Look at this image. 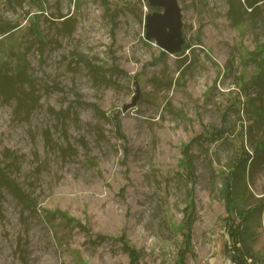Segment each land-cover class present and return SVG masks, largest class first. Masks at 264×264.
<instances>
[{
	"label": "rangeland",
	"instance_id": "obj_1",
	"mask_svg": "<svg viewBox=\"0 0 264 264\" xmlns=\"http://www.w3.org/2000/svg\"><path fill=\"white\" fill-rule=\"evenodd\" d=\"M179 3L169 53L147 35L164 10L149 0H0V35L19 25L0 36V75L25 72L0 94V175L32 201L0 179V264H131L123 234L138 264L183 249V264H237L227 187L246 162L247 260L264 264V4L235 25L229 0Z\"/></svg>",
	"mask_w": 264,
	"mask_h": 264
},
{
	"label": "trees",
	"instance_id": "obj_2",
	"mask_svg": "<svg viewBox=\"0 0 264 264\" xmlns=\"http://www.w3.org/2000/svg\"><path fill=\"white\" fill-rule=\"evenodd\" d=\"M230 3V18L232 20V23L235 25H238L242 23L245 19V17L242 15L243 8H252V10L255 9L257 11L260 8V4H264V0H229ZM246 11V10H245ZM65 15H61L60 17H64ZM19 25H7L1 30V38H3V35H9L12 32L18 28ZM25 72L23 71V67H20L14 71V74H10L8 76L6 75H0V94L5 95L6 92L12 90V88H18V85L25 79ZM257 77L264 79V70L256 75ZM6 79H5V78ZM256 77V78H257ZM11 87V88H10ZM119 131H120V123L119 120L116 122ZM122 136H124L121 133ZM264 152V141H262L261 148L258 153ZM254 158V157H253ZM246 169H248L247 162L242 165L238 166L235 171L233 172L232 178L228 182V191L227 196L230 200V206L231 212L239 211V213L242 215L241 222H239L236 227H233L234 221L230 230V237H231V245H232V257L235 261H237V264H256V262H251L247 260L249 257H253V244L255 242V233L254 229L250 226V219L251 217L258 211L259 207L257 206H249V207H243L239 206L237 199L240 193H242V189L246 188V179L244 172H246ZM1 184L5 186L10 192H12L24 205V207H31L32 201L28 196L23 195L21 193L20 189L18 188L17 183L15 180L9 178L6 173H1L0 175ZM238 183H240V189L238 186ZM63 217L65 219L71 220L69 216L63 213ZM80 226H83L81 223H79ZM192 224V221L188 225V233L186 234L187 237V246L190 245V226ZM102 238V237H101ZM119 239L122 241V246L124 250L128 253L130 257V263L131 264H138L139 262V251L137 248L132 245L130 239L127 237L126 234H123L119 237ZM185 256V249L181 250V257L178 260L179 264H183ZM22 262L24 264H28V258L23 253Z\"/></svg>",
	"mask_w": 264,
	"mask_h": 264
},
{
	"label": "water",
	"instance_id": "obj_3",
	"mask_svg": "<svg viewBox=\"0 0 264 264\" xmlns=\"http://www.w3.org/2000/svg\"><path fill=\"white\" fill-rule=\"evenodd\" d=\"M152 5L164 7L163 11L148 15L147 35L155 38L158 45L166 52L175 53L182 48V8L179 0H149ZM136 95L131 103L124 106V110L136 104L140 96L138 81L135 80Z\"/></svg>",
	"mask_w": 264,
	"mask_h": 264
}]
</instances>
